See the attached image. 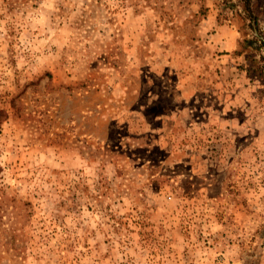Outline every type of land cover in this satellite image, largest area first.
Wrapping results in <instances>:
<instances>
[{
	"label": "rangeland",
	"instance_id": "1",
	"mask_svg": "<svg viewBox=\"0 0 264 264\" xmlns=\"http://www.w3.org/2000/svg\"><path fill=\"white\" fill-rule=\"evenodd\" d=\"M253 36L264 0H0V264H264Z\"/></svg>",
	"mask_w": 264,
	"mask_h": 264
},
{
	"label": "trees",
	"instance_id": "2",
	"mask_svg": "<svg viewBox=\"0 0 264 264\" xmlns=\"http://www.w3.org/2000/svg\"><path fill=\"white\" fill-rule=\"evenodd\" d=\"M246 11L249 12L250 14H252L250 11V7H248L246 9ZM245 19L250 20V24L252 21H255L256 22L255 24L257 25L258 32H259V25H258L259 19L257 16L251 17V19H249L248 17H245ZM259 34H260V32H259ZM242 45L243 46L248 45L247 47H250L251 49H253L255 51H261V49L264 48V42L261 39L256 38L254 36L252 38L244 39ZM253 62L255 63V61H253ZM258 64H259V66L255 67L254 71L256 73V76L258 78H260L262 81H264V53L260 55V62Z\"/></svg>",
	"mask_w": 264,
	"mask_h": 264
},
{
	"label": "crops",
	"instance_id": "3",
	"mask_svg": "<svg viewBox=\"0 0 264 264\" xmlns=\"http://www.w3.org/2000/svg\"><path fill=\"white\" fill-rule=\"evenodd\" d=\"M221 45L226 48V50H232L235 48V43H232L230 40H225V41H222L221 40Z\"/></svg>",
	"mask_w": 264,
	"mask_h": 264
}]
</instances>
